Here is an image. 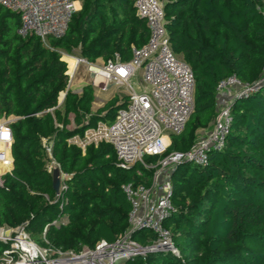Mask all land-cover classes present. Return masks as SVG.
Masks as SVG:
<instances>
[{
    "label": "trees",
    "instance_id": "16d2710c",
    "mask_svg": "<svg viewBox=\"0 0 264 264\" xmlns=\"http://www.w3.org/2000/svg\"><path fill=\"white\" fill-rule=\"evenodd\" d=\"M80 1L82 9L66 36L49 39V45L36 36L21 37L20 16L0 6V120L15 118L10 124L14 169L0 187V226L28 220L31 237L48 226L49 246L64 251L94 248L101 240L112 243L124 234L131 203L122 187L150 188L155 173L141 164L119 167L109 143L82 148L69 142L96 123L111 125L128 98L121 104L117 96L110 100L104 118L93 115L95 88L87 85L81 94L68 90L62 52L79 51L90 63L114 61L117 55L128 62L132 49L145 46L150 36L146 22L136 16L135 0ZM164 4L173 51L195 78V109L185 132L172 136L166 154L146 157L147 164L193 148L198 132L218 117L220 83L235 76L255 89L235 97L224 145L209 151L207 164L184 162L171 174L173 210L164 225L179 256L156 252L121 264H264V251L256 253L245 244L249 226L264 222V0ZM62 93L66 99L60 108ZM71 115L77 124L67 130ZM49 135L55 138L53 155L60 170L70 175L60 197L44 160L41 137ZM132 239L145 247L156 236L138 230ZM6 248L0 242V257Z\"/></svg>",
    "mask_w": 264,
    "mask_h": 264
},
{
    "label": "built area",
    "instance_id": "2783aa9c",
    "mask_svg": "<svg viewBox=\"0 0 264 264\" xmlns=\"http://www.w3.org/2000/svg\"><path fill=\"white\" fill-rule=\"evenodd\" d=\"M77 4L79 0H0V6L20 16L18 34L21 37L36 36L44 43L66 36L74 16L81 9ZM134 6L136 16L146 22L150 36L145 46L132 49L130 61L123 62L117 55L114 61L103 66L93 65L84 58H78L76 62L77 67L88 66L94 87L104 91L113 84L127 87L128 100L119 109L114 122L111 125L99 123V130L104 133V141L114 147L119 167L130 169L141 164L155 170L152 186L122 187L131 203L128 229L114 242L101 240L94 248L57 249L49 246L46 232L43 236L46 245L41 246L33 240L26 225L17 228L0 226V242L7 246L0 264H121L156 252L179 256L172 233L164 225L173 210L171 174L184 162L199 166L207 164L209 151L224 145L231 122L229 109L235 97L250 93L255 87L243 85L235 76L220 83L215 132L199 140L187 153L174 152L156 164H147L146 157H162L172 143V136L185 132L195 109V78L184 59L173 51L164 1L135 0ZM75 72L68 75V90L73 89ZM138 72H142L137 84L140 92L131 82ZM235 89L240 92L231 97V91ZM223 95L226 100L222 99ZM11 118L0 120V187L4 185V176L14 169ZM43 148L52 157V146L43 144ZM57 168L60 169L55 162L47 167L50 174ZM60 178L56 197L67 189L65 182L70 175L61 171ZM46 199L49 200L47 196ZM138 230L151 231L156 236L155 241L140 246L132 239V234Z\"/></svg>",
    "mask_w": 264,
    "mask_h": 264
},
{
    "label": "rangeland",
    "instance_id": "374dc122",
    "mask_svg": "<svg viewBox=\"0 0 264 264\" xmlns=\"http://www.w3.org/2000/svg\"><path fill=\"white\" fill-rule=\"evenodd\" d=\"M82 6H83V3H82V1L79 0V6L78 7H81V9H82ZM45 44L49 45L50 44V40H47L45 42ZM75 53L78 54L79 51H75ZM77 54L76 55H70V54H67L65 52H62L63 59L66 60L67 64H68V73H67L68 75H70V71L72 72L71 60H76V59L80 58V56H78ZM102 61L104 62V60H102ZM102 61H99L98 63L102 64L103 63ZM92 64L99 66L97 64V62L92 63ZM69 68H70V70H69ZM262 75H263V77L261 78V81L264 82V79H263L264 78V73ZM141 77H142V72H138L131 80L132 84L134 86H136V90L138 92H140V90L137 87V84L140 82ZM79 78L80 79L82 78L84 80L83 84H85V85L92 84V82H93L92 81V76H91V74L89 72L88 66L82 64V65H79L77 67V70L75 72L74 79H73V85H72L73 89H75V90L78 88V87L76 88V86H77L76 85V80L79 79ZM94 88L96 90V98L97 99H96V102H95V104H94V106L92 108V113H93V115H100L101 116L100 118H104L105 117V113L102 112V110H103L104 106L110 100H112L115 96H117L119 98V101L117 102V104H121L122 100L124 99V97L128 93L127 87L124 86V85H119V84L111 85L110 88L108 90H106V91L101 90V88H98V87H94ZM77 92H79V91H77ZM239 92H240V89H235V90L231 91L230 95L232 97V96L236 95ZM65 94L66 93H62L61 96H60V99H59V107L60 108H62L63 105H64V102H65V99H66V97L64 98ZM230 95H228L227 98ZM222 99L226 100L224 95H223ZM217 118H216V120H217ZM14 120H15V118L12 117L11 121H14ZM100 123L107 124L104 121H102ZM76 124H77V121L75 120L74 116L71 115L70 118H69V125L67 126V130L74 129L76 127ZM216 127H217V124L214 123L210 128L200 130L198 132V135H197L196 143L199 140H201V139L211 135L213 132H215ZM100 139H103V141L100 140ZM104 139H105L104 133L99 130V123H96V124H94V126L91 129L85 131L84 137H74L72 139H69V142L72 143V144H78L80 147L85 148L87 145H89L91 143L98 144L100 142H105ZM41 143H42V146H43V144H46V145L52 146V148H53L54 143H55V138H54L53 135L44 136V137L42 136L41 137ZM44 153H45V157H44L45 165L47 167H49L52 164V162H55L56 164H58L56 159H55V157H54V155H53V150H52V157H50L49 154L45 150H44ZM67 182L68 181H66L65 184H67ZM259 220H257L251 226H249L248 231H247L249 235L245 239V244H246L247 248L252 250V251H254V252H256V253L264 251V222L263 221L258 222ZM28 224H29V221L26 220V221H23V222H21L19 224L11 225V227L10 226L9 227L10 228H17V227H20V226H23V225L27 226ZM46 230H47V226H45L44 229H43V232H42L43 236H44ZM29 233H31V232L29 231ZM42 234H35V235H33L32 238L39 245L44 246L45 243H44ZM229 249H232V247L225 246V248H224V250H226V251L229 250ZM207 256L209 257V255H205V257H203V258L207 259L208 258Z\"/></svg>",
    "mask_w": 264,
    "mask_h": 264
},
{
    "label": "water",
    "instance_id": "95a60500",
    "mask_svg": "<svg viewBox=\"0 0 264 264\" xmlns=\"http://www.w3.org/2000/svg\"><path fill=\"white\" fill-rule=\"evenodd\" d=\"M65 97H66V94L64 95V98ZM52 177H53V188H54L55 192L58 193L60 190V186H61V178H60L61 177V171L59 168L54 170Z\"/></svg>",
    "mask_w": 264,
    "mask_h": 264
},
{
    "label": "crops",
    "instance_id": "0c3cea01",
    "mask_svg": "<svg viewBox=\"0 0 264 264\" xmlns=\"http://www.w3.org/2000/svg\"><path fill=\"white\" fill-rule=\"evenodd\" d=\"M102 60H104V59L101 58V59H98V60L96 61L97 64H98L99 66H101L103 63H104V64L106 63L105 60H104V62H103ZM65 61H66V60H65ZM99 61H102L103 63L100 64V63H98ZM66 62H67V61H66ZM104 64H103V65H104ZM103 65H102V66H103ZM83 81H84V80H83L82 78H81V79H80V78L77 79V80H76V85H77L76 88H77V87H78V88H77L76 90H75V89H72V91L75 92V93H77V91H81V92H80V94H81V93L83 92V88H84L85 86H87V85L83 84ZM88 85H90V84H88ZM74 87H75V86H74ZM77 94H79V93H77ZM95 96H96V90H95ZM126 96H127V94H126ZM96 99H97V98H96ZM95 102H96V100H95ZM95 102H94V104H95ZM93 106H94V105H93Z\"/></svg>",
    "mask_w": 264,
    "mask_h": 264
},
{
    "label": "bare ground",
    "instance_id": "6f19581e",
    "mask_svg": "<svg viewBox=\"0 0 264 264\" xmlns=\"http://www.w3.org/2000/svg\"><path fill=\"white\" fill-rule=\"evenodd\" d=\"M79 6V4H77V7ZM71 65H72V72L70 71V74L72 75V74H74V72L76 71V69H77V62H76V60H71ZM69 70H70V68H69Z\"/></svg>",
    "mask_w": 264,
    "mask_h": 264
}]
</instances>
